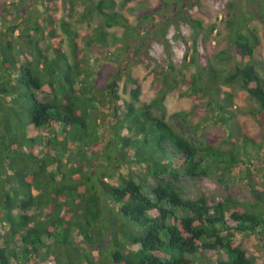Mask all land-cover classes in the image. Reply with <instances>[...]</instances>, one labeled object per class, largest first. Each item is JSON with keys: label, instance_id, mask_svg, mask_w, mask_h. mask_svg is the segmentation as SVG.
Returning a JSON list of instances; mask_svg holds the SVG:
<instances>
[{"label": "trees", "instance_id": "obj_1", "mask_svg": "<svg viewBox=\"0 0 264 264\" xmlns=\"http://www.w3.org/2000/svg\"><path fill=\"white\" fill-rule=\"evenodd\" d=\"M66 1L73 12L76 0ZM89 2L95 5L87 13H98L105 29L132 28L116 10L115 0ZM132 2L122 0V5ZM56 4V0L43 1L42 16L13 20L6 32L7 48L16 57L13 63L4 58L0 66V98L11 103L8 106L16 117L23 107L28 125L39 135L30 138L26 134L24 141L16 139L9 146L0 142V169L14 172L10 180H0V224L7 236L19 237L23 243L18 250L9 244L0 247V264H29L42 249L47 257H53L52 264H194V258L206 251L228 256L218 264H258L247 255L244 240L237 234L259 235L264 248V182L258 183L249 168L257 163L264 171V142L256 143L243 129L235 135L232 128L227 139L232 147L225 149L198 137L189 139L176 129L168 119L165 102L178 87L179 76L187 79V73H176L171 81L168 75L167 89L143 105H139L141 82L126 70L118 71L112 83L101 87L94 61H85L77 32L56 19ZM229 17L226 23L232 33V51L219 53L217 61L238 57L244 65L222 74L211 64L210 87L197 86L199 75L188 85L190 95L209 98L210 120L226 132L237 109L235 94L224 90L227 86L239 85L241 94L255 105L251 115L264 125V78L254 60L259 36L250 28L252 17L241 23L245 17L236 15L232 3ZM193 23L202 26L200 21ZM214 31L219 37L216 26L211 27ZM16 32L18 36H14ZM46 33L50 41L44 50L40 42ZM102 34L107 43L108 34ZM25 48L33 58L28 63L19 60ZM195 52L184 57L185 61L190 58V65L196 63ZM124 77L125 93L129 84L135 86L129 99L119 92L117 81ZM46 86L52 91L50 102L35 95ZM0 112L6 113L4 106ZM190 114L182 111L171 118L188 123ZM5 125V135H10L12 129ZM103 129L113 135L102 151L107 173L91 166L87 158V151L101 141ZM44 131L52 136L45 137ZM11 146L15 149L10 150ZM131 153L130 163L143 166V170L124 174L120 168ZM1 172L0 176L4 175ZM105 174L117 180L108 183ZM200 178H216L226 188L231 180L239 179L249 184L254 202H240L229 194L211 204L204 195L191 196L185 183ZM32 211L35 213L30 214ZM98 247L108 252L107 258L94 254Z\"/></svg>", "mask_w": 264, "mask_h": 264}, {"label": "rangeland", "instance_id": "obj_2", "mask_svg": "<svg viewBox=\"0 0 264 264\" xmlns=\"http://www.w3.org/2000/svg\"><path fill=\"white\" fill-rule=\"evenodd\" d=\"M43 1L45 0H0V66L5 60L4 58H6L7 63L15 62V54L7 48L6 32L9 24L13 20L29 17L35 19L42 16L41 12L45 10L44 6L41 5ZM56 2V10L53 11L56 19H58L59 24L62 21L69 23L71 28L77 32L76 40L84 53L85 61L86 63L94 61L95 77L101 87L112 83L114 81L113 76L118 71L126 70L141 82L142 95L139 105H143L151 103L158 97L160 91L167 89L165 81H167L168 75V80L171 81L170 77H174L176 73H187V79H185V76L178 75L181 77L178 78L179 85L169 93L165 102L168 119L176 129L189 139L198 137L209 144L222 146L225 149L232 147V142H228V133L232 128H234L235 135L242 133L243 129L256 143L261 144L264 142V125L251 115V112L255 110V105L249 97L241 94L239 85L224 87L227 93L233 92L235 94L233 102L237 107L235 118L230 120L227 132L221 124L210 120L209 98L188 93V85L192 82L193 76L199 75V78H197L198 87H210L208 67L211 64L216 65L223 72L222 74H228L237 66L244 65V62L238 57H231L223 62H218L219 59L216 57L221 52L226 51L229 54L232 51V33L226 23V19L230 18V3L233 4L236 15L240 18L245 17V19L239 20L241 23H245L247 17H252L250 28L259 36L260 40L254 60L257 63L258 71L264 78V0H134L126 6L122 5V0H115L116 10L125 15L128 20L127 25L132 27L128 30L123 26L105 29L102 17L98 13H87V11L93 10L95 5L89 0H76L73 12L66 0H56ZM221 16L222 20H220ZM193 21H200L202 26L199 27ZM212 26L217 27L220 32L219 37L216 35L217 31L211 32ZM102 31L108 34L107 43L104 42ZM59 32L63 34L61 27ZM18 35L19 32H16L14 36ZM45 36L41 39L40 46L47 50L50 40L47 33ZM15 39L18 42L16 37ZM65 47L69 51L68 44ZM194 49L196 51V63L190 65V58L185 61L184 57L187 52L193 53ZM3 51L4 53H2ZM24 51H20L19 60L28 63L33 58L28 49L25 48ZM170 66H173L175 71ZM1 73L0 71V76ZM125 81L126 78L124 77L122 80H118L117 83L120 94L129 99V92L135 86L129 84L127 86L128 92L125 93ZM35 95L42 102H50L53 98L49 86L36 91ZM8 104L11 103H7L4 98H0V110L4 106L6 112L4 114L0 112V124H2L0 126V142L3 144L7 142L6 146H9L16 139L24 141L26 134L30 138L39 135L38 130L28 125V118L24 114L26 111L23 110V107L18 109L19 117H16L11 110L12 107ZM182 111L191 113L188 123L171 118L173 114ZM158 114H161V112L158 111ZM4 123L7 124L8 129H12L10 135H5L3 126L6 125ZM103 128L106 127L103 126ZM101 132V141L87 151V158L90 159L87 160L91 166H96L100 171L107 173L109 168L105 166L106 162L102 151L113 135L108 131L104 132V129ZM41 134L45 137L52 136L51 133L46 131ZM14 149V147H10V150ZM257 149L259 148L257 147ZM25 150L24 148L21 149L22 152H26ZM112 151L115 152V148ZM132 155L133 153H131L130 159L127 160L129 163L127 162L120 168L124 174H127L128 170H143V166L130 163V161L132 162ZM261 156L264 157V150L261 151ZM249 168L257 176V182L262 184L264 182V171L259 170L257 163L250 165ZM0 171H2L1 173L4 172V175L0 176V180L2 178H9L10 180L11 175L14 174L10 168L7 170L8 173L5 169H0ZM100 171L95 169L94 172ZM104 178L108 183L117 180L107 174ZM188 183L190 186H188ZM185 184L191 196L204 195L211 204L225 200L229 194L240 202H254L249 184H245L239 179L231 180L228 188L220 184L216 178H200L195 182L187 180ZM34 213L35 211L30 212V214ZM108 213L109 210L106 209L105 214L108 215ZM32 226L33 224H30L29 227L32 228ZM0 235V247H6L9 244L13 249L18 250L23 244L21 238L12 239L7 236L8 232L3 229L1 224ZM237 238L244 240V249L247 255L256 258L258 264H262L264 248L260 236L250 234L244 237L243 234L239 233ZM99 247L96 249L98 250ZM45 253V249L39 251L38 258L29 264H52L53 257H47ZM107 253L103 248L102 251L98 250L94 254L104 259L107 258ZM194 259V264H218L219 261L227 260L228 256L224 252L206 251L199 253ZM14 264L17 263L14 262Z\"/></svg>", "mask_w": 264, "mask_h": 264}, {"label": "built area", "instance_id": "obj_3", "mask_svg": "<svg viewBox=\"0 0 264 264\" xmlns=\"http://www.w3.org/2000/svg\"><path fill=\"white\" fill-rule=\"evenodd\" d=\"M220 20H222V16H221V19Z\"/></svg>", "mask_w": 264, "mask_h": 264}]
</instances>
